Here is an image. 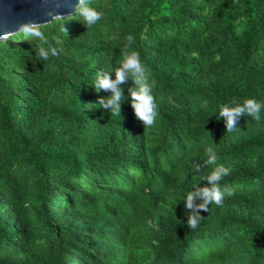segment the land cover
Wrapping results in <instances>:
<instances>
[{"label": "trees", "instance_id": "1", "mask_svg": "<svg viewBox=\"0 0 264 264\" xmlns=\"http://www.w3.org/2000/svg\"><path fill=\"white\" fill-rule=\"evenodd\" d=\"M91 7L103 13L91 27L75 6L66 37L43 29L59 56L39 59L41 41L22 34L0 43V264H264V108L232 132L218 119L264 104V0ZM133 51L153 85L152 127L135 117L131 80L123 119L97 106L111 95L95 91L97 73L115 79ZM218 165L233 194L190 229L184 200Z\"/></svg>", "mask_w": 264, "mask_h": 264}, {"label": "clouds", "instance_id": "2", "mask_svg": "<svg viewBox=\"0 0 264 264\" xmlns=\"http://www.w3.org/2000/svg\"><path fill=\"white\" fill-rule=\"evenodd\" d=\"M70 0H42V3L47 7L45 15L50 17V22L35 23L26 22L19 26L17 32H4L0 34V43H6L7 40H21L16 39L18 34H22L23 40L37 39L41 41V47L38 51V58L41 60H48L49 56H59L60 50L53 46L49 38L45 36L43 29L49 24L56 23L57 27L67 36V30L61 25L63 17L58 14V9L67 5ZM93 0H78L76 5V15L81 17L83 24L86 27H91L103 18V13L96 11L91 7ZM115 39V37H114ZM129 44L133 42V38L129 36ZM43 45H47L44 47ZM112 73V72H111ZM109 72L97 73V79L94 84L96 92L110 91L111 95L108 97H101L98 101V107L106 109L112 116H121V104L125 101L124 89L121 87L126 81L134 82V88H129L128 92L131 96V106L134 110L135 117L143 124L144 128L154 126L158 116L157 105L152 94L153 85L149 84L148 76L146 74V67L140 59V53L133 51L131 53L125 52L121 65L114 70L115 79L111 78ZM264 104L257 102L254 99L246 100L242 105L228 106L225 105L219 112V118L223 119L225 130L227 132L235 131L238 127V122L242 116H251L256 120H260V113ZM207 159L204 161L205 165L215 164L218 156L212 148H208L205 152ZM195 170H200V165L195 166ZM230 169L223 165H218L208 176L204 178L208 182L207 186L194 187V190L189 192L184 200V207L188 210L187 226L195 230L203 217L200 211L208 212V205L215 203L222 206L225 193L232 195L230 189L222 190L220 181L230 175ZM200 200L201 203H196Z\"/></svg>", "mask_w": 264, "mask_h": 264}, {"label": "water", "instance_id": "3", "mask_svg": "<svg viewBox=\"0 0 264 264\" xmlns=\"http://www.w3.org/2000/svg\"><path fill=\"white\" fill-rule=\"evenodd\" d=\"M78 0L70 2L59 8L58 14L65 16L77 5ZM47 7L42 0H0V34L16 32L19 26L26 22H50V17L45 15Z\"/></svg>", "mask_w": 264, "mask_h": 264}]
</instances>
